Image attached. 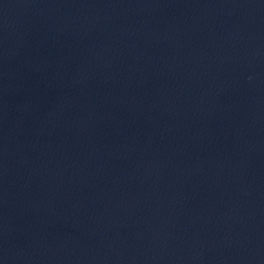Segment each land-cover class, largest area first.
<instances>
[{
    "label": "water",
    "instance_id": "1",
    "mask_svg": "<svg viewBox=\"0 0 264 264\" xmlns=\"http://www.w3.org/2000/svg\"><path fill=\"white\" fill-rule=\"evenodd\" d=\"M0 264H264V0H0Z\"/></svg>",
    "mask_w": 264,
    "mask_h": 264
}]
</instances>
